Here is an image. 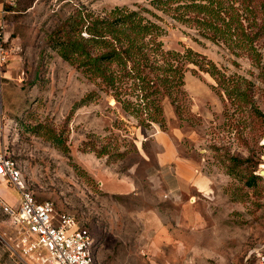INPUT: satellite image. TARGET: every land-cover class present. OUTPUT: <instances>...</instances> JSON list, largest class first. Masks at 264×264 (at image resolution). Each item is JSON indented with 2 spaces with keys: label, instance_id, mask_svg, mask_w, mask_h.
<instances>
[{
  "label": "rangeland",
  "instance_id": "obj_1",
  "mask_svg": "<svg viewBox=\"0 0 264 264\" xmlns=\"http://www.w3.org/2000/svg\"><path fill=\"white\" fill-rule=\"evenodd\" d=\"M139 4L148 5L146 0L16 2L8 16L15 65L9 90L3 85L0 141L38 200L53 201L56 215L72 214L90 230L97 241L96 264H254L264 249V70L210 40L196 41L194 29L165 24L166 49L192 48L226 77L251 83L252 102L229 98L209 73H197L189 64L179 113L167 101L163 123L145 127L49 41L59 21L76 8L100 13ZM155 130L201 162L212 181L208 193L165 192L155 172ZM104 145V155L93 150ZM251 171L259 176L251 179ZM119 177L133 181L135 189L124 194L130 186ZM4 186L3 198L15 208L18 193ZM19 234L0 208V264H26L15 245Z\"/></svg>",
  "mask_w": 264,
  "mask_h": 264
},
{
  "label": "trees",
  "instance_id": "obj_2",
  "mask_svg": "<svg viewBox=\"0 0 264 264\" xmlns=\"http://www.w3.org/2000/svg\"><path fill=\"white\" fill-rule=\"evenodd\" d=\"M18 1L5 3L8 16ZM146 1L148 5H117L100 13L76 8L59 21L49 41L63 60L145 127L163 123L167 101L179 113L177 101L185 91L189 64L197 73H209L229 98L252 102L251 83L243 86L226 77L214 61L192 48L166 49L162 36L165 24H182L195 30L196 41L210 40L264 70V0ZM93 150L104 155L108 145ZM258 176L251 171V179Z\"/></svg>",
  "mask_w": 264,
  "mask_h": 264
},
{
  "label": "built area",
  "instance_id": "obj_3",
  "mask_svg": "<svg viewBox=\"0 0 264 264\" xmlns=\"http://www.w3.org/2000/svg\"><path fill=\"white\" fill-rule=\"evenodd\" d=\"M8 12L0 9V137L5 128L3 81L9 62ZM0 179L15 188L18 204L10 206L0 194V208L19 227L16 247L26 264H96L97 241L87 227L69 213L56 215L53 201H41L26 181L22 169L2 143ZM254 264H264V249Z\"/></svg>",
  "mask_w": 264,
  "mask_h": 264
},
{
  "label": "crops",
  "instance_id": "obj_4",
  "mask_svg": "<svg viewBox=\"0 0 264 264\" xmlns=\"http://www.w3.org/2000/svg\"><path fill=\"white\" fill-rule=\"evenodd\" d=\"M14 1L15 0H0V9L4 8L5 3ZM8 49L9 62L6 68V78L3 81V85L6 86L7 90H9V86L11 84V82L8 81L11 76L10 70H12L13 66L15 65V62L10 60L13 57V55H11V51L14 49V46L10 45L9 47L8 45ZM153 137L156 147V177L163 184L165 192L171 195L192 191L202 195L208 193L211 189L212 181L210 177L203 171L201 162H195L191 158L182 154L173 138L169 134L160 132V130H155ZM1 144L2 142L0 141V145ZM108 172L109 174L118 176L117 173H113L111 171ZM120 179L122 181H126L130 186L129 191L124 194L131 193L135 189L133 181L124 180L123 178ZM4 185L5 182L0 179V194L3 197L7 195V190Z\"/></svg>",
  "mask_w": 264,
  "mask_h": 264
},
{
  "label": "water",
  "instance_id": "obj_5",
  "mask_svg": "<svg viewBox=\"0 0 264 264\" xmlns=\"http://www.w3.org/2000/svg\"><path fill=\"white\" fill-rule=\"evenodd\" d=\"M260 175L264 176V170H261Z\"/></svg>",
  "mask_w": 264,
  "mask_h": 264
}]
</instances>
